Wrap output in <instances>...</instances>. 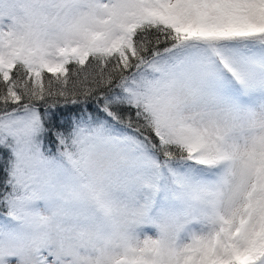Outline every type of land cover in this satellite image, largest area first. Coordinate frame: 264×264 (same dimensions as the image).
Wrapping results in <instances>:
<instances>
[{"label": "snow or ice", "instance_id": "obj_1", "mask_svg": "<svg viewBox=\"0 0 264 264\" xmlns=\"http://www.w3.org/2000/svg\"><path fill=\"white\" fill-rule=\"evenodd\" d=\"M0 264H264V0H0Z\"/></svg>", "mask_w": 264, "mask_h": 264}, {"label": "trees", "instance_id": "obj_2", "mask_svg": "<svg viewBox=\"0 0 264 264\" xmlns=\"http://www.w3.org/2000/svg\"><path fill=\"white\" fill-rule=\"evenodd\" d=\"M3 179V177H2V175H0V180H2Z\"/></svg>", "mask_w": 264, "mask_h": 264}]
</instances>
